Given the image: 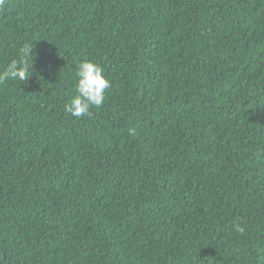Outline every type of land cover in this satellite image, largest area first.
<instances>
[{
    "label": "trees",
    "instance_id": "1",
    "mask_svg": "<svg viewBox=\"0 0 264 264\" xmlns=\"http://www.w3.org/2000/svg\"><path fill=\"white\" fill-rule=\"evenodd\" d=\"M26 44L0 264H264V0H5L0 73ZM83 60L111 87L73 117Z\"/></svg>",
    "mask_w": 264,
    "mask_h": 264
},
{
    "label": "clouds",
    "instance_id": "2",
    "mask_svg": "<svg viewBox=\"0 0 264 264\" xmlns=\"http://www.w3.org/2000/svg\"><path fill=\"white\" fill-rule=\"evenodd\" d=\"M5 0H0V7H3ZM23 60H11L3 73H0V81L13 79L26 81L29 77V61L33 56L31 45H24L20 51ZM77 82L75 84L76 94L65 105V110L73 117L88 116L90 108L100 107L105 101V92L110 89L111 82L104 74V70L96 63L83 60L76 68ZM235 231L244 232V228L235 224Z\"/></svg>",
    "mask_w": 264,
    "mask_h": 264
}]
</instances>
